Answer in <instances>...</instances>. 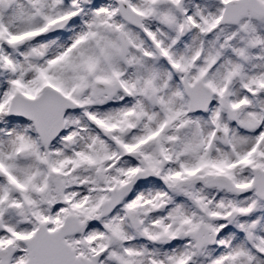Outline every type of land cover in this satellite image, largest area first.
Masks as SVG:
<instances>
[{
	"label": "snow or ice",
	"instance_id": "snow-or-ice-1",
	"mask_svg": "<svg viewBox=\"0 0 264 264\" xmlns=\"http://www.w3.org/2000/svg\"><path fill=\"white\" fill-rule=\"evenodd\" d=\"M0 264H264V0H0Z\"/></svg>",
	"mask_w": 264,
	"mask_h": 264
}]
</instances>
